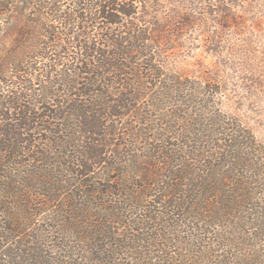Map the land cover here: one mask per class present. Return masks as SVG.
<instances>
[{
    "label": "trees",
    "instance_id": "trees-1",
    "mask_svg": "<svg viewBox=\"0 0 264 264\" xmlns=\"http://www.w3.org/2000/svg\"><path fill=\"white\" fill-rule=\"evenodd\" d=\"M136 11L0 0V264H264V144Z\"/></svg>",
    "mask_w": 264,
    "mask_h": 264
},
{
    "label": "rangeland",
    "instance_id": "rangeland-1",
    "mask_svg": "<svg viewBox=\"0 0 264 264\" xmlns=\"http://www.w3.org/2000/svg\"><path fill=\"white\" fill-rule=\"evenodd\" d=\"M135 1L154 62L168 74L218 85L221 112L264 144V0ZM76 52L70 48L69 58ZM109 177L117 181V173L90 174L97 183Z\"/></svg>",
    "mask_w": 264,
    "mask_h": 264
}]
</instances>
